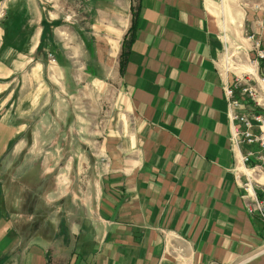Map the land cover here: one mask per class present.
<instances>
[{
	"label": "crops",
	"instance_id": "obj_1",
	"mask_svg": "<svg viewBox=\"0 0 264 264\" xmlns=\"http://www.w3.org/2000/svg\"><path fill=\"white\" fill-rule=\"evenodd\" d=\"M5 7L0 264H264L218 75L223 44L264 47V0Z\"/></svg>",
	"mask_w": 264,
	"mask_h": 264
},
{
	"label": "built area",
	"instance_id": "obj_2",
	"mask_svg": "<svg viewBox=\"0 0 264 264\" xmlns=\"http://www.w3.org/2000/svg\"><path fill=\"white\" fill-rule=\"evenodd\" d=\"M5 5L6 0H0V21ZM245 40L247 49L231 50L223 44L218 75L232 77L230 83L221 81L228 146L236 153L230 171L243 209L259 219L264 239V47L254 34H245ZM47 57L53 61L51 55Z\"/></svg>",
	"mask_w": 264,
	"mask_h": 264
},
{
	"label": "trees",
	"instance_id": "obj_3",
	"mask_svg": "<svg viewBox=\"0 0 264 264\" xmlns=\"http://www.w3.org/2000/svg\"><path fill=\"white\" fill-rule=\"evenodd\" d=\"M133 30H134V20L132 19L131 26H130V28L128 30V33L130 35V39L127 41L126 48L129 45V41L132 39ZM123 63H124V52H122L121 55H120V60H119V69L120 70H121V68L123 66Z\"/></svg>",
	"mask_w": 264,
	"mask_h": 264
},
{
	"label": "rangeland",
	"instance_id": "obj_4",
	"mask_svg": "<svg viewBox=\"0 0 264 264\" xmlns=\"http://www.w3.org/2000/svg\"><path fill=\"white\" fill-rule=\"evenodd\" d=\"M5 12H6V10H5ZM4 17H5V14H4ZM4 17H3V19H4ZM244 39H245V35H244Z\"/></svg>",
	"mask_w": 264,
	"mask_h": 264
}]
</instances>
